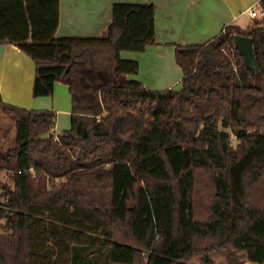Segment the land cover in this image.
<instances>
[{
  "label": "trees",
  "instance_id": "1",
  "mask_svg": "<svg viewBox=\"0 0 264 264\" xmlns=\"http://www.w3.org/2000/svg\"><path fill=\"white\" fill-rule=\"evenodd\" d=\"M59 5L0 0V43L33 59L34 97L63 82L72 100L56 135L54 111L0 96L15 125L0 264H210L215 251L264 264V16L177 46L181 88L156 92L122 58L155 44L154 5H114L102 37L57 38ZM235 36L253 40L256 70Z\"/></svg>",
  "mask_w": 264,
  "mask_h": 264
},
{
  "label": "crops",
  "instance_id": "2",
  "mask_svg": "<svg viewBox=\"0 0 264 264\" xmlns=\"http://www.w3.org/2000/svg\"><path fill=\"white\" fill-rule=\"evenodd\" d=\"M261 0H60L57 38H97L112 23L116 4L155 6V44L142 53L124 52L122 58L140 65L134 80L145 88L162 92L180 90L183 71L176 62V47L202 45L228 26L247 29L249 12ZM248 26H243L244 22ZM36 66L33 59L14 44L0 43V96L6 105L26 110L54 111L55 134L71 128L72 100L63 82L51 97L33 94Z\"/></svg>",
  "mask_w": 264,
  "mask_h": 264
},
{
  "label": "rangeland",
  "instance_id": "3",
  "mask_svg": "<svg viewBox=\"0 0 264 264\" xmlns=\"http://www.w3.org/2000/svg\"><path fill=\"white\" fill-rule=\"evenodd\" d=\"M255 20L252 21V23ZM252 24L250 23V26ZM243 26H248L245 21ZM62 132V131H61ZM60 132V133H61ZM15 142V125L14 122L0 110V157L6 154V152L13 147ZM236 141H234V144ZM236 145V144H235ZM11 182L7 177L5 171L0 174V203L5 201L4 189L5 185H10ZM5 224L4 220L0 221V233H3L2 226ZM210 264H254L248 261L247 255L244 252H237L230 256L229 253L224 251H215L210 254ZM194 264H202L200 259H197Z\"/></svg>",
  "mask_w": 264,
  "mask_h": 264
},
{
  "label": "water",
  "instance_id": "4",
  "mask_svg": "<svg viewBox=\"0 0 264 264\" xmlns=\"http://www.w3.org/2000/svg\"><path fill=\"white\" fill-rule=\"evenodd\" d=\"M234 44L235 48L241 54L245 65L251 70H256L257 63L254 57L253 40L249 37L235 36ZM45 138L46 136L43 137V139Z\"/></svg>",
  "mask_w": 264,
  "mask_h": 264
},
{
  "label": "built area",
  "instance_id": "5",
  "mask_svg": "<svg viewBox=\"0 0 264 264\" xmlns=\"http://www.w3.org/2000/svg\"><path fill=\"white\" fill-rule=\"evenodd\" d=\"M264 16V12L263 10L261 9H258V8H254L252 9L250 12H249V17L252 19V20H258V19H261L262 17ZM262 134L264 135V132H262ZM30 172L34 173V170L31 169ZM21 173V172H20Z\"/></svg>",
  "mask_w": 264,
  "mask_h": 264
}]
</instances>
